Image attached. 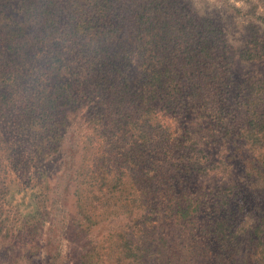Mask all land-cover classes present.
Returning a JSON list of instances; mask_svg holds the SVG:
<instances>
[{
  "label": "trees",
  "instance_id": "1",
  "mask_svg": "<svg viewBox=\"0 0 264 264\" xmlns=\"http://www.w3.org/2000/svg\"><path fill=\"white\" fill-rule=\"evenodd\" d=\"M233 55L257 61L264 47H232L183 0H0L4 169H26L28 187L81 120L87 191L130 221L81 263L155 264L175 227L198 235L203 264H264V204L239 252L247 198L230 179L264 178V76L234 79Z\"/></svg>",
  "mask_w": 264,
  "mask_h": 264
},
{
  "label": "rangeland",
  "instance_id": "2",
  "mask_svg": "<svg viewBox=\"0 0 264 264\" xmlns=\"http://www.w3.org/2000/svg\"><path fill=\"white\" fill-rule=\"evenodd\" d=\"M183 1L198 16L216 20L232 47L242 46L248 39L256 40L259 47L260 44L264 47V21L259 17L264 16L263 0ZM256 5L257 9L254 8ZM236 56L233 55L234 79L264 76V56L257 61H244ZM79 121L71 122L60 152L38 163L37 177L29 182L28 187L27 170L18 167L8 171V165L4 169L7 161L0 156V264H83L82 255L86 249L107 246L108 242L104 241L111 232L120 230V227L131 232L127 218L113 217L105 212L101 203L96 199L93 201L87 191L84 178L89 161L80 149V140L87 128ZM42 164L47 179L41 175ZM230 175L231 181L243 188L247 198V204L237 215L235 223L241 252L250 227L264 204V178L257 173L247 177L237 170ZM19 187L23 190L17 192ZM33 193L39 194V198ZM86 197L90 201H86ZM152 198L164 199L161 192L152 194ZM30 214L34 216L30 217ZM161 224L162 219L152 223L151 226H156L152 234L165 232ZM167 232H170L168 238L174 249L159 256L155 264H203L200 254L196 253L198 235L194 236L185 228H181L180 233L175 227ZM235 264H241L240 259L237 258Z\"/></svg>",
  "mask_w": 264,
  "mask_h": 264
}]
</instances>
